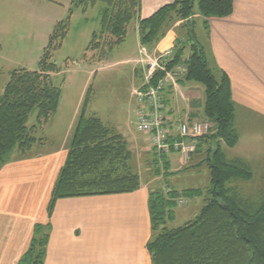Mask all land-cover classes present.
<instances>
[{
    "label": "trees",
    "instance_id": "obj_1",
    "mask_svg": "<svg viewBox=\"0 0 264 264\" xmlns=\"http://www.w3.org/2000/svg\"><path fill=\"white\" fill-rule=\"evenodd\" d=\"M74 2L83 12L98 3L103 4L100 31L92 34L88 46V49L101 51L103 55L106 54L104 50L109 51L124 42L127 28L134 20L138 22L139 43L151 52L178 21H183L187 34L194 37L192 17L196 14L195 7L204 18L225 17L233 7V0H176L160 7L150 17L141 19L140 0ZM188 20L190 25L186 24ZM66 28L67 21L56 25L37 71L22 69L10 73L0 96V169L9 163L13 153L25 156L34 145L42 143L34 136L35 125L27 126L29 115L36 112V124L41 126L58 109L61 90L52 84L50 77V73L57 72L58 68L50 61V55L60 47ZM186 46H189L190 54L184 65L185 80L203 87V116L212 124V130L199 139L195 151L199 153L203 146L207 147L205 161L210 171V184L199 214L176 229L164 226V214L171 219L170 208L175 204L174 198L183 194H200V190L178 193L170 189L167 198L150 192L148 207L152 235L158 232L146 245L150 262L264 264V190L251 197L241 194L235 186H227L231 181H250L252 173L244 161L227 160L220 151V143L231 148L238 141L229 79L224 73H216L209 68L201 46L189 38L184 42L176 40L171 67L180 63ZM86 105L87 98L75 125L65 163L53 185L48 213L58 199L125 194L140 188V176L132 172L129 164L132 153L126 139L98 117L87 116ZM157 163L154 161L153 170L160 174V166L155 167ZM162 169L167 172L165 167ZM49 228L48 223L45 226L34 225L29 246L17 264H43Z\"/></svg>",
    "mask_w": 264,
    "mask_h": 264
},
{
    "label": "crops",
    "instance_id": "obj_2",
    "mask_svg": "<svg viewBox=\"0 0 264 264\" xmlns=\"http://www.w3.org/2000/svg\"><path fill=\"white\" fill-rule=\"evenodd\" d=\"M174 1L140 0L139 18H148L160 7ZM232 3L231 13L220 18H204L196 10L192 17L193 33L197 28L198 35L203 37L198 45L209 68L216 73H224L229 79L235 121L241 111L240 117H248L264 125V0H233ZM133 29L138 45L135 25ZM187 39L183 24L177 23L156 44L151 54L158 55L173 49L176 40L184 42ZM133 71H136L135 67L132 69V89L140 81L139 76L134 78ZM178 82L181 87L187 86V91L169 92L165 98L172 126L183 118L202 119L187 103L192 97L191 91L199 92L201 89L188 84L185 75H181ZM80 111L77 115L75 113L74 122L67 127L70 137H66L62 144L47 152L38 150L40 152L33 157L10 161L0 169V264H16L29 245L34 225L47 222L50 234L44 264H151L146 245L152 237L148 207L152 190L147 185H140L138 190L125 194L58 199L48 213L51 191L65 163ZM122 126L123 123L118 121L117 126L111 127L126 139L128 145L131 143L137 148L138 155H144L142 162L153 164L157 161L159 168L171 169L168 156L162 159L161 165L146 144L145 136L143 140L132 138V133L124 132ZM162 175L159 174L160 177ZM19 183L25 187L22 210L21 207L15 208L17 204L13 207L12 203L20 190ZM94 232L96 235L92 238ZM84 238L93 239L94 243L105 240L108 246L105 256L101 259L78 258L76 255Z\"/></svg>",
    "mask_w": 264,
    "mask_h": 264
},
{
    "label": "rangeland",
    "instance_id": "obj_3",
    "mask_svg": "<svg viewBox=\"0 0 264 264\" xmlns=\"http://www.w3.org/2000/svg\"><path fill=\"white\" fill-rule=\"evenodd\" d=\"M102 9L103 4L98 3L83 12L76 7L74 0H0V96L12 71L38 70V64L56 25L67 21V28L60 47L51 51L50 55V61L55 63L58 68L57 72L50 73L52 84L61 90L58 111L46 124L41 126L36 124V112L29 115L27 126L35 125L34 136L37 140L41 139L42 143L34 145L25 156L13 153L10 161L33 157L40 152L38 150L47 152L62 144L66 137H70L67 127L74 122L75 113L77 115L81 110L86 98L87 116H96L110 127L114 124L117 126V122L121 121L124 132L128 131L132 133V138L143 140L144 135L137 131L135 126L136 105L133 89L138 85L132 89V69L134 67L136 69L133 71L134 78L137 76L139 79L141 78V74L138 72L139 66L136 64L139 58L138 46L140 43L137 45L133 29L134 25L137 29L138 22L134 20L129 24L124 42L113 46L109 51L104 50L103 53L106 52V54L103 55L101 51L88 49L92 34L100 31ZM177 23L183 24V21L174 23L165 36ZM195 23L194 28L197 26V20ZM193 36L191 38L187 34L193 43L200 44L203 37L198 35L197 28ZM188 54H190V49L189 46H186L180 58L181 65L186 64L185 60ZM188 84L196 85L201 89L199 92L192 90V97L187 100V103L194 109V112L198 113L201 120H205L203 116V87L193 81H188ZM180 89L182 92H186L187 86ZM240 116H242L241 111L234 122L238 135L236 145L228 148L220 143V151L227 160L241 159L244 161L252 173L250 181H231L227 186L237 187L245 196L256 197L255 195L264 190V125H261L260 121ZM183 120L184 118L181 121ZM146 144L148 145V142ZM128 148L132 153V158L129 161L132 172L139 174L141 185L145 187L147 185L152 190L151 192L160 193L167 198V191L170 189L178 193L185 190H200V194H183L175 197V204L170 208L172 218L168 219V214H164V226L168 229H176L192 221L203 206L206 190L210 184V171L207 161H205L207 147L203 146L199 153L194 152L183 162L179 159L178 154H170L167 159L170 161L171 169L163 173L164 170L158 168L160 173L164 174L163 178L154 172L152 162L149 164V162L141 161L144 155H138L137 148L133 144L129 143ZM148 155L151 156L150 153ZM162 159L157 158L160 164H162ZM18 187L20 190L16 194V199L12 201L13 207L17 204L15 208L21 207L25 202H23L22 196L25 187L22 184ZM179 198L185 201L181 206L177 204ZM7 208L12 209L11 207ZM22 208L24 207L20 209L22 210ZM44 231L47 230L44 229ZM47 232L49 239L50 228ZM157 234L158 232L154 233L150 240L154 239ZM95 235L94 232L92 238ZM84 240L78 251L79 254L76 255L78 258L101 259L105 256V252L108 251L105 240H98L97 243H94L93 239L91 241L84 238ZM88 240L91 242L88 243Z\"/></svg>",
    "mask_w": 264,
    "mask_h": 264
},
{
    "label": "built area",
    "instance_id": "obj_4",
    "mask_svg": "<svg viewBox=\"0 0 264 264\" xmlns=\"http://www.w3.org/2000/svg\"><path fill=\"white\" fill-rule=\"evenodd\" d=\"M141 78L135 96V126L147 139L152 154L156 157L178 154L185 161L195 151L199 139L210 133L212 124L208 120L187 119L170 125L165 98L169 92L180 93L178 79L185 74L184 65L170 66L174 49L152 55L141 44L138 46ZM185 201L177 200L179 206Z\"/></svg>",
    "mask_w": 264,
    "mask_h": 264
},
{
    "label": "water",
    "instance_id": "obj_5",
    "mask_svg": "<svg viewBox=\"0 0 264 264\" xmlns=\"http://www.w3.org/2000/svg\"><path fill=\"white\" fill-rule=\"evenodd\" d=\"M186 24H187V25H190V20L186 21Z\"/></svg>",
    "mask_w": 264,
    "mask_h": 264
}]
</instances>
